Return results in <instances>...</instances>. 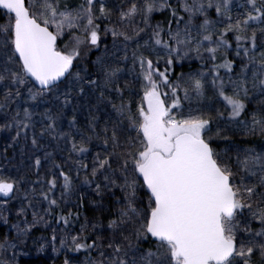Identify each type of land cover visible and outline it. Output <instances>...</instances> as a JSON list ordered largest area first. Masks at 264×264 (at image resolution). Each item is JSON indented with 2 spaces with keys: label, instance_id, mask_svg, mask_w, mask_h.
<instances>
[{
  "label": "snow or ice",
  "instance_id": "6c2138e0",
  "mask_svg": "<svg viewBox=\"0 0 264 264\" xmlns=\"http://www.w3.org/2000/svg\"><path fill=\"white\" fill-rule=\"evenodd\" d=\"M155 13L167 15L153 24ZM0 18V131L30 145L31 161L0 170V209L21 190L18 217L47 205L0 240V264H17L46 216L88 264H264V144L214 146L229 131L264 139V0H0ZM109 35L111 49L88 61ZM193 59L200 70L172 76ZM61 142L70 148L57 163ZM89 145L98 150L85 163ZM76 181L115 198L106 228L85 218L71 234ZM56 239L53 230L54 252Z\"/></svg>",
  "mask_w": 264,
  "mask_h": 264
},
{
  "label": "trees",
  "instance_id": "16d2710c",
  "mask_svg": "<svg viewBox=\"0 0 264 264\" xmlns=\"http://www.w3.org/2000/svg\"><path fill=\"white\" fill-rule=\"evenodd\" d=\"M166 15H167V13H155L153 16L152 23L155 24L156 22L164 21ZM212 16H213V18H215L214 13L212 14ZM0 20H3V18H0ZM105 39L106 38L102 36V42L101 43H103V41H105ZM94 53H95V49H93L92 51H90L88 53V57H87L88 61H94L95 60V57H94L95 54ZM229 58H231V55ZM84 66L87 68H91V64L87 63V61L85 62ZM160 67H161V70H163V63H161ZM200 67H201L200 61H197L195 59L190 60V61H184L180 64L174 65V71L172 72V76L175 77L176 75H179L181 72H184V73L193 72L194 73L197 70H200ZM203 71H207V68H204ZM220 71H221V76H224L225 75L224 70L221 69ZM208 95L211 96L210 91H209ZM258 100H259V97H257L256 99H253V101L250 103L249 107L254 108L257 105ZM196 103L197 102L194 100L192 106L195 107ZM203 103L205 105L211 104V105H213V107L220 108L221 110H223L222 102H218L215 100H206V101H203ZM185 105H187V102H185ZM98 115H102V113H98ZM85 116H86V110L82 111L81 113L78 114V119L80 120L81 123L84 122ZM0 118L4 119L3 111H0ZM68 119H71V110L70 109L68 110ZM63 130L64 131L68 130L67 121H65L63 124ZM215 131H216V125L214 123L212 125V133H210V135H214ZM226 134L229 136V141H227V142H225L223 140L214 141L215 147H218L219 149H224V148L228 147L229 145L237 144V145L242 146V147L257 148V150H259V146L264 144V139H262L259 135H256L254 137L253 136L245 137L239 130H237L235 133L232 131H229ZM0 135L2 136V138H6L9 145H10L9 149L7 151V154H6V158H3V159L0 158V170H3L5 173H11L12 175H15L17 168L24 169L26 165H29L31 163V161L29 159L23 158V156L20 155V152H17V150L29 151L30 145H27L23 140H21L18 143L12 142L10 137H11V135H14V133H10L8 131H0ZM55 147H56V142L53 141L52 146L49 148V151H52L53 148H55ZM60 147L65 148V151L56 157L57 163H61L63 160H65L67 158V148H70V144L65 145L63 142H61ZM89 147L92 150L90 154L86 155V157H77L78 159H84L85 163H90L91 155H94L95 151L98 150V149H95L91 145H89ZM57 151H58V149H57ZM68 167H69V165L66 164L64 170L67 171ZM44 173H45V169H42L41 170V176H43ZM73 175H75L74 172H73ZM29 176L32 180L36 179L35 175H33L31 173H29ZM82 177H83V173H81V178ZM76 184H77V191L71 195L69 203L65 207V214H67V211H76L77 210L76 205L79 203V197H81V196L83 197V206L78 209L79 212L81 213L80 219H79V221L73 220V222H72V226H71V234L72 235H76L79 232L80 224L83 223V218H84L83 216H85V218H91V216L97 212V208H98V204L96 203V200L94 198V196L96 195V192L94 191V186H93V188H89L86 185L80 184L79 181H76ZM24 194H25L24 191L21 190V192L18 194L19 199H14L12 201V203L10 204V207L13 208L14 210L18 209L20 207V200L23 199ZM59 195H60V192H59V189H57L56 196L59 197ZM116 195L122 196V193H120L119 190H117ZM103 196L107 197L106 204L112 205V199H110L111 197H109L110 195L108 193H104ZM2 199H3V197H0V200H2ZM25 203H27V202H25ZM43 207H47V205L45 204V205H43ZM55 215L59 216L58 210L55 213ZM109 215L110 216L113 215V210L109 211ZM50 218L53 219V221L55 222L57 227H59L60 229L63 230L64 237H66L68 233L65 230V226L63 225V223L62 222L57 223L56 220L53 218V216H50ZM0 232L3 235L4 234V228H2L0 230ZM38 232L39 231H36L35 233H38ZM65 251H67V255L69 257H73L75 259H80L82 257L89 258V254L87 252H84V251L73 252V251H69L68 249H65ZM92 255L94 256L95 253H92ZM64 260H65V257L63 255L59 256L58 258H56L54 260H49V259H46V258L41 257V256H37V257L19 256L18 262H19V264H64Z\"/></svg>",
  "mask_w": 264,
  "mask_h": 264
},
{
  "label": "rangeland",
  "instance_id": "374dc122",
  "mask_svg": "<svg viewBox=\"0 0 264 264\" xmlns=\"http://www.w3.org/2000/svg\"><path fill=\"white\" fill-rule=\"evenodd\" d=\"M6 22V18H3V20H0V24H3ZM105 41L101 43L99 49H95V59L97 56H102L105 53V45L108 46L109 49H111L112 46V38L111 36L105 37ZM4 123V119L0 118V125ZM9 143L6 138H2L0 135V158H6L7 151L9 149ZM232 146H239L237 144H234ZM242 147V146H239ZM243 148H248V147H243ZM17 152H20V155L23 156V158L28 159L27 155L24 153H27L28 151L24 150H17ZM111 197V196H109ZM120 196L116 195V198ZM96 203L98 204L99 207L102 208V210L98 211L91 216V218H87L90 221H97L99 220L102 225L105 226L107 225V221L109 218H114V215L110 216L109 215V210H113V214L115 211V204L114 200L115 198L111 197L112 199V205H107L106 204V199L107 197L101 198L99 195L94 196ZM10 210H4L0 209V217L6 216L8 218V223L5 224L3 222V219L0 218V230L4 228V234L2 235L0 232V240L3 239L4 236H8L9 238L15 237L16 236V230L12 227L14 224H19L21 228H23L25 225L22 223V221L27 220L29 223L33 220L32 212L35 210L39 212L41 215H43L42 208L43 206L37 205L35 209H28L27 213L25 216H19L17 215L18 209H13L10 207ZM83 223L85 220V216H83ZM107 218V219H106ZM47 223H38L36 224L35 227L32 228L31 232L28 234L26 237L27 239V244L26 245H20L17 249V257L19 259V256H25V257H37L41 256L49 260H54L58 258L59 256L63 255L65 259L67 258L70 261V264H88V258L82 257L80 259H75L73 257H69L67 255V251H65V248H62L60 245V239L64 237V232L62 229L57 227L55 222L53 221L50 216L45 217ZM53 230H55V235L57 237L55 241V246L57 251H53L52 247V240L51 237L53 235ZM36 231H39L38 233H35ZM41 245H43V248L41 249ZM8 255H11V252L8 253ZM17 259V264H19Z\"/></svg>",
  "mask_w": 264,
  "mask_h": 264
}]
</instances>
